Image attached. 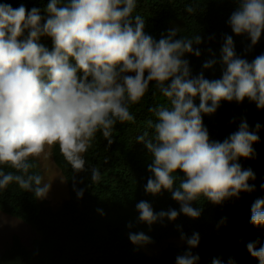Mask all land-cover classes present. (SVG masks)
<instances>
[{"label":"clouds","instance_id":"clouds-1","mask_svg":"<svg viewBox=\"0 0 264 264\" xmlns=\"http://www.w3.org/2000/svg\"><path fill=\"white\" fill-rule=\"evenodd\" d=\"M233 2L228 25L254 46L264 33V0ZM135 9L136 0H48L43 9L0 3V189L14 183L36 199L46 198L50 185L31 170L51 146H58L74 173L88 171L84 154L97 133L111 144L116 125L135 120L130 105L154 85L166 102L150 109L155 119L136 137L152 160L145 192H170L180 208L157 213L140 201L139 222L174 221L180 214L196 219L201 213L192 207L194 201L204 198L219 205L255 191L249 183L255 172L238 161L253 158L260 125L250 130L242 119L223 141H210L203 116L214 114L221 101L241 103L245 98L264 109V54L251 62L238 57L232 37L226 36L221 77L209 80L203 71L192 76L184 57H199L201 35L176 38L180 30L173 28L157 40L145 33ZM214 64L206 61L202 68ZM90 174L93 182L100 179L97 168ZM250 224L264 228V197L251 204ZM199 239V233L181 235L188 250L175 264H197L199 256L191 249ZM129 240L133 245L150 242L143 232L130 233ZM246 250L264 264L259 238L249 241ZM211 264L225 262L213 258ZM226 264L235 261L229 258Z\"/></svg>","mask_w":264,"mask_h":264},{"label":"trees","instance_id":"trees-1","mask_svg":"<svg viewBox=\"0 0 264 264\" xmlns=\"http://www.w3.org/2000/svg\"><path fill=\"white\" fill-rule=\"evenodd\" d=\"M13 8L24 4L27 9H43L48 0H0ZM235 8L233 0H136L134 15L144 20L146 34L159 39L169 29H179L176 38L200 34L199 57L186 55L192 76L203 71L206 79H219L222 75L221 49L226 36H231L236 56L251 62L264 54V33L257 44L251 46L246 34L234 35L228 20ZM191 9V11H189ZM42 43L51 46V41L42 38ZM215 60L210 69H203L206 61ZM163 98L150 85L142 100L130 105L134 121L117 124L112 133V143L97 133L92 146L84 154L88 171L74 173L52 146L51 158L61 172L67 197L57 206L43 199H36L31 192H24L16 184L0 189V213L15 218L29 226L37 235L29 246L13 235L9 246L0 253V264H175V258L187 249L181 235L190 237L199 233V244L191 249L199 256L197 264H211L213 258L226 262L233 258L235 264H258L249 256L246 244L259 238L264 242V228L250 224V206L258 197H264V109L247 98L241 103L221 101L212 115L203 116L210 141H223L238 129L246 119L249 129L257 132L259 140L253 144V158L240 159L242 168H251L256 179L255 191L241 193L239 198L225 200L214 205L201 198L192 203L200 210V216L191 219L183 214L176 220L165 218L152 225L139 222L136 204L147 201L154 212L176 209L180 205L172 200L171 193L162 191L155 196L145 192L150 176L147 168L151 157L136 137L147 129V121L154 120L151 108L164 104ZM195 103L199 104L198 97ZM33 173L41 175L37 164ZM95 167L100 179L91 180ZM5 171H13L5 168ZM178 175H182L179 174ZM83 191L82 197L77 193ZM223 221V222H222ZM143 232L150 238L148 243L133 245L130 233ZM174 239L177 246L165 245L156 254H147L142 249H155L163 241Z\"/></svg>","mask_w":264,"mask_h":264},{"label":"rangeland","instance_id":"rangeland-1","mask_svg":"<svg viewBox=\"0 0 264 264\" xmlns=\"http://www.w3.org/2000/svg\"><path fill=\"white\" fill-rule=\"evenodd\" d=\"M51 148L52 146L46 148L45 153L35 159L34 162L37 164L44 182L50 185V190L43 200L47 201L51 206H57L67 197V191L65 180L52 161ZM13 235H16L26 246H29L37 236L26 224L0 213V253L9 246ZM178 244L177 240L168 239L155 249H150L147 246H143L142 249L145 253L153 255L158 253L165 245L177 246Z\"/></svg>","mask_w":264,"mask_h":264}]
</instances>
